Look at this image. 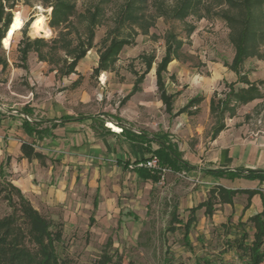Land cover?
<instances>
[{
	"label": "rangeland",
	"instance_id": "rangeland-1",
	"mask_svg": "<svg viewBox=\"0 0 264 264\" xmlns=\"http://www.w3.org/2000/svg\"><path fill=\"white\" fill-rule=\"evenodd\" d=\"M181 1L66 0L65 4L71 6L72 11L64 19L52 14L53 7L58 8V0L4 2L10 21L15 13L20 12L24 26L13 37L10 51L0 48V61L4 65L0 72V93L9 96V101H3V104L10 106L12 100H21L14 94H32V98L40 101L57 99L81 111L97 125L102 121V126L110 132L114 130L108 124L116 126L117 123L129 125L136 132L150 134L155 129L166 132L183 157L201 169L231 166L234 162L224 160L222 152L225 150L242 152V156L249 159L246 165L264 169V38L258 45L259 57L247 59L236 75L229 69L234 56L230 29L221 16L224 12L235 16L236 11L227 9L221 0H188L186 16L175 17L174 10ZM128 2L133 5L131 12L137 22L126 21L113 33ZM39 14L46 18L45 24L51 32L48 38L30 35V25ZM257 14L261 16L260 28L264 30V6ZM91 32L93 38L90 42ZM169 36L181 44L163 74L166 92L175 95L173 110L182 109L195 97L200 98L198 104L188 107L177 117L167 116L164 112L155 85L149 83L150 74L145 76L141 92L127 102L123 101L131 91L134 73L145 69L140 57L153 56L154 67L164 56L165 39ZM115 37L127 40L131 45L122 48L107 72L97 76L92 74L99 55ZM26 38L30 42L42 39L44 43L31 50L26 61L22 62L19 48L23 47ZM89 44L91 48L79 61L76 74L63 75L66 64L75 53L85 51ZM104 74L105 80L101 82ZM78 76H81L79 80ZM245 79L259 90L262 97L225 112L218 123L217 113L210 112V103L230 99L232 108L234 98L230 92L246 89ZM218 124L223 125L218 133L222 137L218 143L212 144L213 131ZM239 161L241 159L236 157L235 162ZM166 174L173 179L158 185L154 201L150 200L148 205L142 197L136 201L142 211L148 209L142 226L94 229L91 233L85 229L66 231L55 245L60 262L97 264L105 252L113 257V261L119 258L120 264H240L246 260V255L235 247L230 248L229 242L244 231L249 236L246 243H249L253 230L250 225L238 230L232 217L224 226L204 230L193 228L187 244L181 230L175 233L166 231L178 194L198 192L203 181L201 171L195 176ZM254 187L262 193L264 208V185L256 183ZM157 192H163V195L159 196ZM235 203L236 206L245 205L246 199L239 195ZM18 205L13 191L8 193L4 189L0 193V220H8L6 226L13 233L20 234V229L21 232L26 229ZM57 229L58 225H52V230ZM22 237L24 246L30 248L27 236ZM108 238H111L112 246H105Z\"/></svg>",
	"mask_w": 264,
	"mask_h": 264
},
{
	"label": "crops",
	"instance_id": "crops-1",
	"mask_svg": "<svg viewBox=\"0 0 264 264\" xmlns=\"http://www.w3.org/2000/svg\"><path fill=\"white\" fill-rule=\"evenodd\" d=\"M2 39L0 40V48L3 49ZM153 64L154 61L145 76L150 74L149 83L155 85L158 93L156 85L157 64L152 67ZM3 68L4 65L0 61V72ZM75 69L67 75L63 72V75H75ZM93 70L92 74L97 76L109 69L97 74L93 73ZM166 71L162 73V78ZM143 72L137 74L140 75ZM80 77L78 76V80ZM141 84L136 93L124 100L128 94L123 98V101L127 102L131 97L139 94L142 90ZM14 95L21 100H12L13 104L9 106V104H3V101H9V96L3 92L0 93V166L6 181L19 190L31 207L44 215L52 225H58L62 235L61 239L66 231L85 229L91 233L94 229L121 228L125 225L137 224L142 226L148 209L142 211L136 202L137 199L142 197L143 202L148 205L150 200L154 201V198H157L154 191L158 185H164V181L170 182L173 176L170 178L168 174L164 173L162 180H160L161 175L157 170L139 167L138 164L142 163L141 161L148 160L155 155L159 145L154 141L131 140L122 134V129H126L135 135L145 134L146 140H150L154 135H166L168 140L175 144L171 136L158 129L152 130L150 134L143 131L136 132L129 125L122 123H117L115 126L119 131L110 132L108 128L102 126V121L99 125L95 124L93 120H90L91 118L81 114V111L74 109V107L62 103L61 100L40 101L32 98V94L27 96ZM65 97L66 95L64 100H66ZM158 98L167 116L177 117L185 113L176 115L179 110H173L175 99L172 103L171 113H168L160 100L159 93ZM24 117L29 120H24ZM63 118L73 120L69 122L60 121ZM25 122L34 129L32 133L24 130ZM219 134L213 138L212 144L218 143L222 137ZM23 144L30 146L33 153L38 156L25 157L21 149ZM175 145L177 146V144ZM177 148L181 155V161L190 168L179 172L168 170L176 174L188 173L193 176L201 171L203 181L198 192L189 194L180 192L178 194L177 203L171 212V219L166 231L175 233L181 230L183 232L182 238L187 244L193 228L204 230V228L209 229L211 226H224L227 219L232 217L238 230L247 225H250L253 230L252 240L249 243H246L249 236L244 231L229 242V247H235L236 250L245 254L246 261L249 262L248 252L238 249L237 245L242 241L244 246L249 247L253 242L255 228L249 219L264 211L262 193L254 185L257 183L262 186L264 183L260 184L257 180L242 178L216 177L208 171L249 169L264 172V169L246 165L245 162L249 160L248 157L246 158V156H242V152H235L234 150L222 152L224 160H228L231 164L234 162L231 166L201 169L186 160L178 146ZM236 157H239L241 161L235 162ZM137 168L146 169L151 174L157 175V181L139 177L136 172ZM142 187L144 191L140 190ZM218 188L236 191L237 193L231 198L230 203H221L218 199H214L215 197L218 198ZM256 190L259 193L251 197L248 196L247 191ZM212 193L214 198L211 199V212L206 214L205 207H197L208 201ZM160 195H163V192H160ZM239 195L245 197V205L236 206L235 201ZM192 209L196 210L191 212ZM190 218L192 222L185 236L184 225ZM105 246H112L111 238L107 239ZM262 251L264 252V250Z\"/></svg>",
	"mask_w": 264,
	"mask_h": 264
},
{
	"label": "trees",
	"instance_id": "trees-1",
	"mask_svg": "<svg viewBox=\"0 0 264 264\" xmlns=\"http://www.w3.org/2000/svg\"><path fill=\"white\" fill-rule=\"evenodd\" d=\"M8 0H0V40L4 37L7 26L10 23V15L5 12L4 2ZM229 10L236 11V15H229L226 12L221 13L223 20L228 24L230 29V42L234 48V56L229 69L236 75H239V70L242 68L244 62L249 58L259 57L258 45L260 40L264 38V30L260 28L261 16L257 14L258 9L264 6V0H221ZM66 0H58L57 6L53 7V16L55 18H66L67 13H71L72 7L65 4ZM190 2L188 0H182L179 7L174 10L175 17L186 16L187 9ZM133 5L128 2L117 20L118 27L113 30V33L121 27L126 21L131 23H136L137 19L132 14ZM165 39V52L164 56L161 58L160 62L156 67V85L159 93L160 100L165 106V110L171 113L172 103L175 95H169L164 89V83L162 78V73L166 71L167 65L174 60L175 52L180 48V42H176L172 36ZM93 38L92 32L90 33L89 41L91 42ZM27 39V38H26ZM89 42V43H90ZM44 41L42 39H36L30 42L28 39L23 43V47L19 48V53L21 55V60L25 61L28 53L37 49L38 46L43 45ZM131 45V42L127 40L112 38L108 47L99 55L98 66L93 70V73L97 74L100 71L108 70L115 62L117 55L121 52L122 48ZM90 44L85 51L72 57L69 64L66 65V70L64 74H70L74 71L77 63L84 58L86 51L90 49ZM140 59L145 65V71L138 75L135 73V81L129 95L124 98L128 99L131 95L139 90V86L143 81L145 74L151 68V64L154 61L153 56L142 55ZM247 85L246 89H240L237 92H230V96L234 98L233 107L230 108V99H225L219 102L210 103V112L217 113L218 123L220 119L223 118V114L228 111H233L234 108L239 105H245L256 99H260L262 96L259 90L251 83L243 81ZM200 102L199 97L191 99L185 107L180 109L176 115H179L185 110L198 104ZM71 118H63L60 121L69 122L72 121ZM77 120V119H76ZM79 120V119H78ZM23 128L26 132L32 133L34 129L25 122ZM223 129L222 124H218L213 131V136L215 137ZM122 134H125L131 140L140 141H154L159 145V149L155 152L154 157L158 160L160 168L166 167L172 172H179L181 170H187L190 167L181 161V155L175 144L168 140L166 135H154L150 140H146L145 134L135 135L134 133L122 129ZM22 153L25 157L30 158L31 156H38L33 153V150L27 144L21 146ZM149 160V159H148ZM147 160L141 161L145 162ZM137 175L144 179H152L157 181L158 177L155 174H151L146 169L137 168ZM208 173L216 176L228 178H242L246 180H257L260 184L264 183V172L259 170H249V169H236L234 171H208ZM7 189V192H14L17 196L20 210V219L25 226L26 231L20 234L13 233L11 229L6 226L8 220H0V264H63L60 262L55 245L61 241V231L59 229L52 230V223L43 217L39 212L34 210L30 203L24 199L19 190L13 187L9 182L6 181L5 175L2 167L0 166V193ZM214 193V192H213ZM212 193L210 199L200 204L197 208L205 207V213L209 214L211 212V199L214 198ZM236 191H228L222 188H218L217 197L221 203H230L231 198L236 194ZM259 193L256 191H247L249 197ZM196 208V209H197ZM196 209H192L191 212ZM255 228V233L253 236V242L249 247L243 245L242 241L238 243L237 248L248 252V260L250 264H258L264 259V252L261 250L262 245H264V211L260 214L249 219ZM192 219H188L187 223L184 225L185 236L188 233L189 226ZM27 236V243L31 246L26 247L23 244V237ZM245 239V236H243ZM120 264V259L116 258L113 261V257L103 253L97 264Z\"/></svg>",
	"mask_w": 264,
	"mask_h": 264
},
{
	"label": "bare ground",
	"instance_id": "bare-ground-1",
	"mask_svg": "<svg viewBox=\"0 0 264 264\" xmlns=\"http://www.w3.org/2000/svg\"><path fill=\"white\" fill-rule=\"evenodd\" d=\"M46 18L44 15H37L34 20L32 21L30 25V35L32 37H39V38H48L51 36L50 30L47 28L46 24ZM24 21L21 17V13H15L12 17L11 23L6 31V34L4 38L2 39V47L5 50H9L11 41L13 37L16 35L17 32H19L23 27ZM105 80V77L102 76L100 79L101 82ZM108 127L114 131H117L118 129L113 126L112 124H108Z\"/></svg>",
	"mask_w": 264,
	"mask_h": 264
},
{
	"label": "built area",
	"instance_id": "built-area-1",
	"mask_svg": "<svg viewBox=\"0 0 264 264\" xmlns=\"http://www.w3.org/2000/svg\"><path fill=\"white\" fill-rule=\"evenodd\" d=\"M23 21H24V19H23ZM23 26H24V24H23ZM24 120L27 121L29 119L27 117H24ZM138 166L146 168V169H149V170H157L160 173V175H161L160 180H162V174L170 172V170H168L167 168H160L159 164H158V160L154 156H151L149 158V160H147L145 162L139 163ZM180 175H181V173L179 174V176ZM240 264H250V263L247 262L246 260H243L242 262H240ZM258 264H264V259L261 260Z\"/></svg>",
	"mask_w": 264,
	"mask_h": 264
}]
</instances>
